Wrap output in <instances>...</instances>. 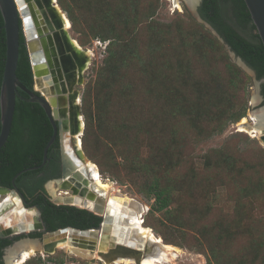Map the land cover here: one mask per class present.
<instances>
[{
  "label": "rangeland",
  "instance_id": "rangeland-1",
  "mask_svg": "<svg viewBox=\"0 0 264 264\" xmlns=\"http://www.w3.org/2000/svg\"><path fill=\"white\" fill-rule=\"evenodd\" d=\"M56 3L67 16L57 0ZM138 4L142 8L141 22L136 25L139 31L135 36V30L126 28L125 41L136 38L134 43L139 56L133 57L120 71L118 76H123V83L117 84L119 87H114L115 90L108 88L107 81L96 84L100 69L108 59L109 40L93 37L85 27L82 32H77L70 24L66 30L84 50L91 51L81 81L78 79L80 82L77 80L71 87L79 91V113L83 121L85 111L92 119L85 135L88 149L85 151L83 146L82 149L97 165L102 177L109 180L110 192L127 204L133 200L143 209L137 214L141 221L144 220L141 226L177 248L168 249L160 264H264V146L259 135H251L239 124L245 117L249 123H254L251 115L264 107L259 84L236 63L228 49L230 59L244 71L239 73L236 88L229 83L231 74L224 66V58L215 57L216 62H205L207 54L200 57V48L192 46L189 38L188 46L184 48L163 47L168 45L164 42L168 37L177 45V39L171 38L177 35V29L188 33L196 27L192 20L196 18L186 0H138ZM125 8L129 9L128 2H125ZM152 20L157 22L153 23L155 32L148 30ZM166 30L172 33L163 34ZM169 65H172L170 69H184L178 70L176 75L190 83L188 88L176 91L169 102L174 108L166 105L168 96L162 97L156 81L148 77L150 72L157 75L159 69L169 73ZM125 85L132 86L126 92L128 103H125ZM85 90L88 92L86 105L82 99ZM131 90L132 94L128 95ZM106 92L111 93L113 101L108 115L112 119L101 125L96 122V109L106 110V106L102 105V100L97 105L96 100ZM197 96L204 99L207 111L199 122L185 114ZM230 102L237 108L243 104L244 116L215 130L214 121L205 117L224 112ZM165 156L169 157V162L162 158ZM147 162L152 166L159 165L153 171L163 185L174 184L167 212L149 211L153 198L146 196L144 188L152 173L149 170L143 175L136 170ZM57 188L54 187L53 196L57 195ZM127 204L125 210L136 213ZM7 213L5 219L0 217V228H7L8 222L14 220L9 209L1 216ZM22 214L31 220L32 212ZM65 241H58L55 247L46 251H35L21 264H135L121 258L105 262L96 254L94 257L79 255L58 245ZM16 246L14 250L19 252L22 246ZM6 250L1 264L6 255L8 258L14 256H9L12 249L9 254Z\"/></svg>",
  "mask_w": 264,
  "mask_h": 264
},
{
  "label": "trees",
  "instance_id": "trees-1",
  "mask_svg": "<svg viewBox=\"0 0 264 264\" xmlns=\"http://www.w3.org/2000/svg\"><path fill=\"white\" fill-rule=\"evenodd\" d=\"M57 2L63 10L66 11L71 27L75 31L82 32V30L86 28L93 37H99L101 40H109L108 59L106 64L100 69L96 84L107 81V84H109L108 88L115 90V88L119 87L117 84L123 83V76H118L120 71L125 69V64L133 57L139 56L137 55L138 50L134 43L136 38L131 41H125L126 28L132 31L135 30V36L139 31L136 25L141 22L139 17L142 16V8L139 6L138 0H57ZM125 2H128L129 9L125 8ZM199 13L201 17L213 27L222 41L214 35L210 29L205 27L203 23L192 18L196 24L195 29H191L188 33L177 29L175 31L177 35L171 36V38L177 39V45H174L172 40L168 39V37L164 39V42H168V45L164 44L163 47L173 48V50L176 47L177 50L178 48H184L188 46L187 39L189 38L192 46H198V48H200L199 50L201 52L198 53L200 57H205L207 54L208 58H205V62H216L218 57L220 59L224 58V66L231 74L229 83L233 88H236L239 83V73H244V71L230 59L226 47V45H228L237 56L241 57L245 63L254 70L256 79H264L263 45L244 0H202L199 6ZM151 22V25L148 24V30L150 32L155 30L153 23H157L154 20ZM170 33H172L171 30L163 32V34L166 35ZM23 42L24 37L20 34L16 76L21 84L30 89L32 84V70L27 49ZM4 60L5 33L3 28V17L0 11V85ZM171 66L172 65H169L167 67L169 73L165 71L161 72V69H159L157 75L155 72H150L148 77L156 81V86L162 92V97L164 94L168 96V98H166L168 100L166 105L169 104L170 108H174L169 102L177 92L185 89V87L188 88L190 83H188L184 77L176 75L179 73L178 70L184 71V69H170ZM173 77L175 79H173ZM172 83L175 84L171 85ZM129 87L132 88L131 85H125V103L129 102L126 94V92L128 93ZM261 89L264 96V83H262ZM18 90L22 96H28L26 92L20 89ZM87 93L88 92L85 90L82 96L85 105L88 104L86 100ZM131 94L132 90L128 95ZM101 95L103 97L96 100L97 105L98 101L100 102L102 100V105H104V107L106 106V110H100L101 108H97L96 106V122L102 125L111 122L112 116L108 115L111 113L113 101L110 92ZM197 97L198 99L190 106V110L185 112V114L191 116L195 122H199L198 120L202 119L203 115L207 113V111H205L204 99L201 96ZM227 109L224 112L220 111L216 115L213 114V116H211L210 114L205 117L210 121H214L215 130H221L225 123L238 121L245 113V106H243V104L241 107L238 106L237 108L233 102H230L227 105ZM83 114L85 118V128L81 140V147L83 146V149L87 151L88 142L85 139V135L92 124V119L86 111L85 113L83 112ZM191 123L192 126L197 127L194 122ZM44 128L47 129V135H43L39 132L40 129ZM26 131H28V135L25 134ZM51 133L52 126L46 121L42 107L36 102H29L25 99L16 97L11 130L6 142L0 148V185L9 188H14V186L17 187V190L23 194L26 199L31 200L32 204L38 206L41 210V218L45 222L48 231L66 226L79 229L96 227L101 221L100 216L75 206L56 205L44 199L41 194L36 195L42 182L41 178L33 185L28 183L26 185L22 184V179L34 172V170L30 169L33 162L42 161L43 147ZM31 155H34V157L31 158ZM162 158L169 162V157L165 156ZM158 167L159 165L152 166L147 162L146 164L140 165L139 169L136 170L142 172L143 175L149 172V170H151L152 173L151 177L145 181L144 188L146 196L153 198V203L149 211L167 212L171 203L170 196L174 184L167 182L163 185L161 183L160 177L153 171L154 168L156 169ZM22 170L24 171L18 174L12 182L14 176ZM145 226L148 225L145 224ZM37 234L39 235L40 233ZM162 241L165 244H170L164 237ZM8 243L9 241L0 239V257L2 254V247ZM1 262L0 259V264Z\"/></svg>",
  "mask_w": 264,
  "mask_h": 264
},
{
  "label": "water",
  "instance_id": "water-1",
  "mask_svg": "<svg viewBox=\"0 0 264 264\" xmlns=\"http://www.w3.org/2000/svg\"><path fill=\"white\" fill-rule=\"evenodd\" d=\"M199 2L200 0H196L192 4V6H190V11L192 15L199 22L203 23L206 27H208L214 34L218 35L217 32L213 29V27L199 15L197 11V5L199 4ZM244 2L249 11L251 20L256 28V31L260 37L264 51V0H244ZM17 4L20 5V8L17 7ZM55 4L58 5L56 3V0H53L51 1L50 6H52V8L54 9L53 5ZM0 11L3 17V28L5 33V60H4V67H3L2 79L0 85V148L4 145V143L6 142L9 136L12 126V120L14 116L16 97H19L29 102L38 103L45 110L53 126V133L46 142L43 149V161H45L47 158L48 147L53 142L57 133V124L55 120L58 117L59 103H58V97L56 95H58L59 92L52 90V88L49 86V82L47 81L46 83L48 85L46 84V86L44 85L42 86L46 87L43 88V90L44 93H46L48 96L43 97L37 94L35 91L26 88L18 80L16 76V67H17L18 52H19V35H20L19 16H22L24 18V32L32 61V69L34 70L35 76H37L40 73L39 69L44 65L43 64L44 57L40 50L41 47L39 44V40L37 39V34L34 29V26L30 21V19L26 18L28 17L27 16L28 11L23 1L0 0ZM62 33L68 44L69 47L68 50H70L72 53V54L71 53L67 54L69 60L75 59L77 62L80 60L81 62L79 63V66H81V64L83 63H86L88 59V55H86L84 49L82 47L75 48L78 50L75 51L72 49V46H70V44L68 43V40L71 37L67 31L63 30V21H62ZM226 47L229 50V54L231 55V57L235 59L236 63L255 78L254 70L251 67H249L241 57L237 56L235 52L229 48L228 45H226ZM36 81L40 83V79H36ZM255 81L257 84H259L260 82L256 78ZM18 89L26 92L28 96L26 98L21 96L19 94ZM52 94L54 96H50ZM66 95L68 99V106L71 109L69 113V119L67 121L68 130L70 131L71 134L78 133L82 119V123H83L82 133H83L84 121L82 115L79 113V103H78L79 91L76 89L69 88V91ZM77 97H78V101L77 103H75ZM262 117L264 118V113ZM64 122H65L64 120L61 121L60 123L61 126L64 124ZM252 124L255 123L252 122ZM261 132L262 133L259 136V140L264 146V128L261 130ZM65 156L66 155L64 153V157ZM23 171L24 170L18 172L12 179V182L14 181L15 177ZM86 179H88V177ZM8 192L15 194L20 199V202L22 204V198L15 189L0 185V196H3ZM96 196H98V198L94 203L95 205L94 208L98 212L95 214L101 217V221L96 227L79 229L72 226H66L55 230L45 231L39 237L38 236L30 237L28 236L30 232L34 231L35 229L41 228L40 223L39 222L37 223L35 221L32 224L31 229H29L28 231H24V230L12 231V229L10 228H2L0 229V236H4L6 233H9L14 237L22 236L20 240H18V242L23 240L34 241L37 245L41 247L43 251L55 247V243H57L58 241H62L64 239H69L70 244L78 248L93 250L95 247L96 238L99 237V239L102 240L101 235L105 233V231H107V229L109 228V224L111 223V220L113 219L114 216L113 213H110L108 207L103 206V201L101 200L102 195L99 194ZM56 202H59V197L56 199ZM33 210L35 214L38 215V211L35 208H33ZM118 224L120 228H125V236H127V239L124 238V239L114 240L113 246L109 248L108 254L114 255L115 257H117V255L120 254L122 255L128 254L136 258L135 259L136 263H139L143 257L158 254L159 243L154 242L146 237H142V236L140 237V235H138L136 232L131 231L128 234H126V230L128 229L127 226L130 225L129 220H127L126 217L125 219L124 218L120 219V222H118ZM66 232H69L71 235L72 234L73 235L67 236L65 234ZM18 242H15V244ZM15 244L7 248L6 252L8 254L10 252V249L15 247ZM7 256L8 255L4 257L3 264H7Z\"/></svg>",
  "mask_w": 264,
  "mask_h": 264
},
{
  "label": "flooded vegetation",
  "instance_id": "flooded-vegetation-1",
  "mask_svg": "<svg viewBox=\"0 0 264 264\" xmlns=\"http://www.w3.org/2000/svg\"><path fill=\"white\" fill-rule=\"evenodd\" d=\"M22 1L24 5H26V9L28 11L27 14L28 17L26 18L30 19V21L34 26V29L37 34V39L39 40V44L41 47L40 50L44 57L43 60L44 65L39 69L40 73L37 76H35L34 70L32 69V61L24 32V18L22 16H19L20 34L24 37L23 43L26 46L28 59L30 61L31 70H32V84L30 90L35 91L37 94L43 97H47L48 95L44 93L43 90V88L46 87H43L42 85L46 86L47 84L46 82L48 81L49 86L52 88V90L59 92L58 95H56L58 97V103H59L58 117L55 120L57 124L56 136L53 142L48 147L46 160L43 161V156H42L41 162L34 161L33 165L30 167V169L34 170V172L31 173V175L24 177L22 179V184L26 185L28 183L33 185L41 178L42 182L40 188L37 190L36 195L41 194L44 199H47L51 203H54L56 205H70V206L78 207V205H81V199L84 198L85 200L86 199L89 200L93 197L94 194L95 196L99 195L97 193V190L94 189L93 182L91 181L92 182L91 184L90 179L89 178L86 179L87 177L80 171V167H78L79 163L72 157L69 151V144H68V142L71 141L69 135L72 134L68 130V124H67L71 109L70 110L68 109L67 106L68 99L66 94L68 93L69 88L72 89L71 87H73L74 84H76V82L80 80L82 69L81 71H78V67L81 61L79 60L77 62L75 59L69 60V58L67 57V54L71 53V51L68 50L69 48L68 44L62 33L61 18L52 8V6H50L51 0H22ZM201 1L202 0H200L199 4L197 5L198 13H199V6L201 5ZM19 6L20 5L17 4V7ZM63 30L65 29L63 28ZM68 43L71 46L70 39L68 40ZM72 49L75 50L74 47H72ZM36 79H40V83H38ZM259 81H260L259 94L262 101L264 102V96L262 94V89H261L262 83H264V79H259ZM50 96H54V95L52 94ZM75 103H77V101ZM43 111L45 113L46 121L50 123V125L52 126L49 117L47 116L44 109ZM63 120L65 122L61 126L60 123ZM39 132L42 133L43 135H47L46 128L40 129ZM52 133H53V126H52ZM25 134L28 135V131H26ZM64 153L66 155L65 156L66 158L64 157ZM30 157L33 158L34 155H31ZM54 187H58L56 196L52 195L55 192ZM13 189H15L17 193L21 196L23 205L21 204V202L19 203V205H17L15 201L9 200L8 202H10V205L7 209L10 210V213H12L14 217H16L19 214H20L19 216H21L23 215L22 213L32 212L31 220L29 223L30 226L28 227V229H26L27 227L24 228L25 229L24 231H28L29 229H31L32 224L36 221L37 223L38 222L40 223L41 228L35 229L34 231L30 232L28 236L30 237L41 236L43 232L48 230H46L45 222L41 218L40 208L32 204L31 200L26 199L23 196V194H21L17 190V187L14 186ZM61 189H67V190H61ZM58 197H59V203L56 202V199ZM5 198L6 196L4 195L0 196V203L3 202ZM71 199L73 200V203L69 202L71 201ZM102 199L103 197H101V200ZM33 208H35L38 211V215L35 214ZM78 208H81V206H79ZM123 208H125V205L123 206ZM82 209H86L89 212L95 214V212H93L90 209L87 208H82ZM5 211H3L0 214V217H2V219H5L3 217H8L7 216L8 213L5 214L4 216H1ZM120 214H121L120 219H123L125 217L129 218L130 216H134V215L137 216V214L131 209L120 211ZM7 228H10L12 229V231H15L13 229V226H11L10 224H7ZM37 233L40 234L37 235ZM21 237L22 236L14 237L9 233H6L4 236H0V239L9 241L8 244L2 247V254L4 253V250L6 248H8L11 245H14L15 242H18V240H20ZM2 254L0 257L1 261H2Z\"/></svg>",
  "mask_w": 264,
  "mask_h": 264
},
{
  "label": "bare ground",
  "instance_id": "bare-ground-1",
  "mask_svg": "<svg viewBox=\"0 0 264 264\" xmlns=\"http://www.w3.org/2000/svg\"><path fill=\"white\" fill-rule=\"evenodd\" d=\"M52 1V0H51ZM189 4L188 6H192V4L196 1V0H186ZM20 7V6H19ZM54 10L56 11V13L61 17L62 21H63V28L65 29V31L67 30V28L70 27V22L69 19L66 17V15L64 13H62V10H60L58 5H53ZM180 9V8H179ZM70 43L71 46L74 48H81L80 44L73 38L70 39ZM76 51H78L77 49H75ZM86 52V55L89 56V54L91 53V51L89 49L84 50ZM88 60L86 61V63L81 64V66L78 67V71H82L84 70V68H86V66L88 65ZM83 67V68H82ZM82 74V72H81ZM81 77V75H80ZM76 101H78V97L76 98ZM79 103V101H78ZM264 113V109L262 108L260 110V112H254L251 115V118L254 117V123L255 124H251L248 122V120L245 118H242L240 121V126L241 129L249 132L251 135H259L262 133L261 130L264 128V118L262 117ZM82 119H81V123H80V128L78 133L74 134L73 136H69V138L71 139V141H73L71 144H69V151L72 155V157L78 161L79 166L80 167V171L87 176L90 179V182H93V186L94 189L97 190V193L102 195L101 197H103V206L104 207H108L110 213H113V219L111 220V223L109 224V228L107 229V231H105V233H103L102 236V240L99 239V237L96 238V243H95V247L93 250H80L81 248H78L76 246H70V241L68 239V241H64L67 242L64 244L59 243V246H65L67 247V249H71L74 253L79 254V255H86V256H95L94 254H96L97 256H99L101 258V260L105 261V262H110L113 261L115 259H119L121 258V260L124 259L125 262H134L135 264H160L163 262V259L165 258L166 255V251L168 249H177L176 247L169 245V244H164L162 239L155 236L153 234V232L146 227H142L141 226V220L139 216H130L129 218H127V220H129L130 225L127 226L128 230H126V234L129 233V231L131 232H136L138 235H140V237H146L154 242L159 243V251L158 254L156 255H149L146 257H143L141 259V261L139 263H136L135 261V257L134 256H130L128 254L126 255H117V257H115L114 255L108 254L109 248L111 246H113V241L116 239H122V238H127V236H125V228H120L118 222L120 221V211H124L125 208H123L124 205H126L127 203L125 201H123L122 199L120 200V198L118 196H115L111 191L112 189V185L110 184L109 180L105 179L102 177V175L100 174L97 166L95 163H93L91 160H89L86 155L84 154V152L82 151V147H81V138L80 135L82 134ZM77 149V151H76ZM78 152V153H77ZM91 182V184H92ZM5 200L3 202L0 203V214L5 211L9 205L10 202H8L9 200H13L17 203V205H19L20 203V199L13 193L8 192ZM113 195V196H112ZM98 198V196H95V194L93 195V197L89 200H85L84 198L81 199V208H87L92 210L93 212L97 213L98 211L95 210V201ZM105 198V199H104ZM67 201V200H66ZM6 202V203H5ZM70 203H73V200L71 199V201H69ZM129 207H131L132 209L136 210V214H140V209L137 206V203L134 202L133 200H131L128 204ZM143 208V207H142ZM100 214V213H99ZM103 214V213H102ZM101 214V215H102ZM17 215V214H16ZM131 217H139L137 219H131ZM125 219V218H124ZM131 219V220H130ZM30 223V218L26 217L25 215L22 216H16L14 217V220H11L10 222H8V224H10L11 226H13V229L15 231H19V230H25L24 228L28 229V227ZM15 225V226H14ZM18 225V226H17ZM67 236H72L69 232L65 233ZM52 240V239H49ZM26 243V244H25ZM58 243V242H57ZM131 243V242H130ZM15 245H20L22 246V248L20 250H18L19 252H16L14 249L15 247H13L12 252L9 254L12 255L13 253V258H8L7 256V261L9 260V262L7 264H21L22 262L26 261L27 258H29L35 251H40V246L37 245L34 241H22V242H18V244ZM72 245V244H71ZM16 246V247H18ZM96 249H98V251H96ZM11 250V249H10ZM160 253V254H159ZM156 256V257H155ZM120 260V259H119Z\"/></svg>",
  "mask_w": 264,
  "mask_h": 264
},
{
  "label": "built area",
  "instance_id": "built-area-1",
  "mask_svg": "<svg viewBox=\"0 0 264 264\" xmlns=\"http://www.w3.org/2000/svg\"><path fill=\"white\" fill-rule=\"evenodd\" d=\"M67 264V263H66Z\"/></svg>",
  "mask_w": 264,
  "mask_h": 264
}]
</instances>
